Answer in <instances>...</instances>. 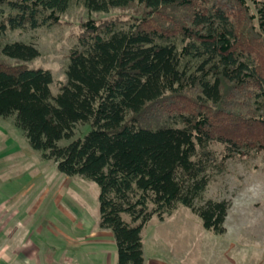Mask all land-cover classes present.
<instances>
[{"label":"trees","instance_id":"obj_1","mask_svg":"<svg viewBox=\"0 0 264 264\" xmlns=\"http://www.w3.org/2000/svg\"><path fill=\"white\" fill-rule=\"evenodd\" d=\"M78 3L144 11L86 21L53 95L51 73L24 65L36 46L2 37L52 27ZM181 102L189 109L164 123H140L151 106ZM0 117H14L61 174L98 186L99 227L113 234L117 264H144L143 229L179 207L221 235L229 204L205 199L212 177L230 159L264 153V1L0 0ZM86 124L83 139L58 146Z\"/></svg>","mask_w":264,"mask_h":264},{"label":"rangeland","instance_id":"obj_2","mask_svg":"<svg viewBox=\"0 0 264 264\" xmlns=\"http://www.w3.org/2000/svg\"><path fill=\"white\" fill-rule=\"evenodd\" d=\"M249 4L253 11L252 2ZM143 11L133 5L110 13H90L81 3L73 4L56 25L26 33L7 31L2 43L34 44L39 56L24 65L49 71L53 80L50 90L56 95L66 81L69 52L86 21H130ZM189 107L187 102L151 106L140 123L149 127L162 124L168 119L167 113ZM89 131L86 124L71 140H61L58 146L83 139ZM98 195L95 183L64 176L56 162L45 160L41 152L33 150L15 126L14 117H0V218L5 229L28 234L39 250L37 260L46 261L43 255L51 259L63 255L74 264H85L92 249L86 246L99 245L96 253L104 249L111 261L116 245L112 232L99 227ZM205 199L228 202L225 232L215 235L189 209L179 207L163 221L153 218L143 229L146 263L264 264V153L256 158L228 160L224 173L212 177Z\"/></svg>","mask_w":264,"mask_h":264},{"label":"crops","instance_id":"obj_3","mask_svg":"<svg viewBox=\"0 0 264 264\" xmlns=\"http://www.w3.org/2000/svg\"><path fill=\"white\" fill-rule=\"evenodd\" d=\"M3 222L4 220L1 221L0 218V264H63L65 262L74 264V260L68 259L67 256L63 257V255L60 258L53 259L49 255H43L46 261L40 262V260H37L40 254L39 250L31 244L28 234L24 230L20 231V229L9 231L4 228L5 224ZM87 247H92V249L86 255L85 264H117V251L113 254L111 261L108 262L104 249L98 250L96 253L99 245ZM144 264H147L145 259Z\"/></svg>","mask_w":264,"mask_h":264}]
</instances>
